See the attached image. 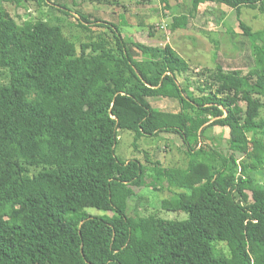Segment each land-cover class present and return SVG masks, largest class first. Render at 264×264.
Returning <instances> with one entry per match:
<instances>
[{
    "label": "trees",
    "instance_id": "trees-1",
    "mask_svg": "<svg viewBox=\"0 0 264 264\" xmlns=\"http://www.w3.org/2000/svg\"><path fill=\"white\" fill-rule=\"evenodd\" d=\"M85 2L119 5L13 0L66 15L64 26L104 28L110 41L77 47L51 20L18 24L0 4V264H264V187L237 175L264 170V31L240 20L242 8L264 14V0H191L169 22L171 33L185 30L203 3L234 11L250 46L246 74L196 71L168 44L125 36L123 15L117 24L83 15ZM157 98L179 110L154 108ZM211 127L246 146L240 161L218 150ZM120 131L133 134L134 149L142 138L179 137L186 166L162 167L144 151L149 167L120 161ZM159 186L172 193L162 209L184 219L126 214L133 189Z\"/></svg>",
    "mask_w": 264,
    "mask_h": 264
},
{
    "label": "rangeland",
    "instance_id": "rangeland-1",
    "mask_svg": "<svg viewBox=\"0 0 264 264\" xmlns=\"http://www.w3.org/2000/svg\"><path fill=\"white\" fill-rule=\"evenodd\" d=\"M57 1L70 9H76L71 4L72 0ZM74 1L75 5H79L77 3L80 0ZM117 1L120 6L85 2L78 10L85 16L91 15L99 21L114 24L119 22V15H123L129 25L123 28L125 36L132 37L135 41L148 46L168 44L196 71H201L203 68H213L216 64L222 66L226 71H241L246 74L249 70L250 46L241 36L234 11L216 3L200 4L198 13L190 19L187 28L171 33L169 30L171 18L186 13L191 0H170L171 9L165 8L158 0H146V2L141 0ZM0 4L6 8L18 24L29 18L51 20V24L60 27L63 37L77 47L81 43L111 40V34L104 28L93 25H89L88 29H82L76 25L64 26L62 19H66V15H64L65 17L60 16L52 8L37 9L34 3H29L28 8L25 9L17 7L13 0H0ZM221 13H224L222 18H220ZM240 20L249 26L253 32L264 31V14L258 11L242 8ZM5 82V71L0 70V83ZM150 103L160 111L177 112L179 110L176 102L167 99H151ZM260 117L264 118V107L260 111ZM206 135L217 138L220 152L232 153L239 161L242 159L246 146H236L229 143L228 129L211 127L206 130ZM136 146L137 148L134 149L132 133L120 131L115 145V155L122 162L138 159L148 167L149 165L144 163V153L147 154L150 162L159 161L160 165L165 168H183L187 164V156L183 151L181 140L177 136L166 134L156 138H142ZM148 173L150 172L148 171ZM237 175L247 176L257 187H264V170L252 173L245 172L244 174L243 170L238 169ZM131 194L126 208L128 216L154 214L164 219L182 220L185 218L184 214L172 213L162 209L161 202L172 197V193L165 186H159L158 190L148 187L135 188ZM245 194L248 199L251 191L247 189ZM85 212L93 216L110 215L93 208H87ZM218 248L225 253L222 244H219Z\"/></svg>",
    "mask_w": 264,
    "mask_h": 264
}]
</instances>
